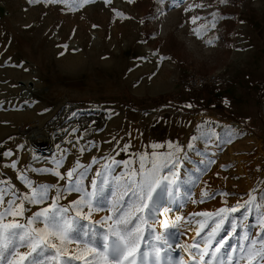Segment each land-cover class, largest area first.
Returning <instances> with one entry per match:
<instances>
[{
    "label": "rangeland",
    "instance_id": "obj_1",
    "mask_svg": "<svg viewBox=\"0 0 264 264\" xmlns=\"http://www.w3.org/2000/svg\"><path fill=\"white\" fill-rule=\"evenodd\" d=\"M77 4L0 0V181L26 192L18 179L23 172L35 183L57 184L63 191L64 180L34 170L56 168L60 161L59 171L65 173L79 162L89 167L83 185L90 190L103 165H111L113 174L125 170L113 159L135 161L141 153H163L174 142L185 147L180 192L190 212H214L257 197L261 207L249 205L250 212L229 215L236 225L230 242L244 244L248 226L258 225L264 212V0H164L158 7L155 0ZM212 13L218 14L215 28L209 23ZM193 17L200 19L193 24ZM201 25L208 26L203 39L192 31ZM190 74L217 78L210 92L192 91L182 85ZM29 92L33 101L21 98ZM164 95L178 107L156 106ZM74 105L101 109L82 122L79 114L73 125L68 117L54 122ZM214 106H223L235 120L218 115ZM193 108L204 110L188 111ZM38 120V143H28ZM155 144L165 147L152 149ZM204 190L230 195L199 203ZM80 195L65 192L59 203L68 206ZM44 206L31 205V211ZM108 214L95 212L92 219ZM141 251L149 252L150 264L149 248L142 244ZM164 251L170 264L185 260L173 247Z\"/></svg>",
    "mask_w": 264,
    "mask_h": 264
},
{
    "label": "snow or ice",
    "instance_id": "obj_2",
    "mask_svg": "<svg viewBox=\"0 0 264 264\" xmlns=\"http://www.w3.org/2000/svg\"><path fill=\"white\" fill-rule=\"evenodd\" d=\"M51 2L65 3L67 0ZM88 2L90 0H79L77 7ZM219 3L227 4L228 0H219ZM212 16L213 20L209 23L211 28H215L218 14L212 13ZM198 19L193 17L192 23L195 24ZM192 31L203 39L208 26L201 25ZM205 43L212 45L213 41ZM164 147L151 145L152 149ZM122 151H127V147ZM182 153H185V147L168 142L163 153H141L135 161L118 162L113 159V165L118 167L123 164L125 170L113 174L111 165H103L104 170L95 173L97 179L89 182L90 190L83 185L89 167L79 162L65 173L59 171L62 166L60 161L56 162V168L34 170L64 180L67 187L63 191L57 184L35 183L23 172L18 179L28 189L26 192L0 181L5 185L0 187V264H76L77 261L83 264H137L138 260L140 264H149L146 260L149 252L141 251L142 244L149 248L150 264H170V254L164 251L172 247L169 240L176 236L179 228L192 223L196 225L193 243L178 246L188 254L193 264H264V212L258 225L248 226L249 231L242 237L244 244L238 241L234 246L230 242L236 234V225L229 215L241 209L248 213L251 211L249 205L261 207L256 204V196L250 195L244 203L237 202L231 208L221 207L214 212L201 211L188 217L173 213L174 205L179 210L177 194L182 186L179 170L186 158ZM92 163L97 161L94 159ZM10 167L15 169L16 162ZM81 168L83 172L79 171ZM198 180L199 177L192 183ZM53 189L55 192L51 203H48ZM72 191L80 193V197L68 206L60 204L61 198H66L64 193ZM217 195L227 197L230 194L217 192L210 195L204 190L198 202L204 203L205 199H214ZM26 204L29 207L26 208ZM31 205L46 206L32 212ZM26 211L31 215L25 217ZM99 211L109 214L100 220H93V213ZM170 213H173L171 218ZM244 213L240 219L245 218ZM194 217L202 219L193 220ZM226 221L227 228L224 227ZM157 226L162 230L159 233ZM257 227L259 233L254 231ZM178 264L187 262L180 258Z\"/></svg>",
    "mask_w": 264,
    "mask_h": 264
},
{
    "label": "bare ground",
    "instance_id": "obj_3",
    "mask_svg": "<svg viewBox=\"0 0 264 264\" xmlns=\"http://www.w3.org/2000/svg\"><path fill=\"white\" fill-rule=\"evenodd\" d=\"M21 98L24 100H27V101H33L35 96L31 95V93L29 92L28 94H23V96H21ZM73 107L74 108H72V109H75V111L72 112V113H75L74 116L70 117L71 116L70 113L69 114L66 113L64 116V117H68L67 119L69 121V124H72V125L77 123V121L79 120V118L77 116L79 114L82 115V112L84 111L83 107H81L79 105H74ZM100 109L101 108H95V110L92 109L91 114H95V115L99 114ZM80 115H79V117H80ZM41 125H42V123L39 120L35 125H32L31 131H29L27 134L26 140L28 143H34L35 140H37V141L39 140V137L37 136L36 133H38L39 130L41 129V127H42ZM177 204L179 205L178 211L176 210V206L175 205L173 206V213L175 215H181L184 217H188L190 214H192V212H190V210H189V207H186L183 204L180 190H179V193L177 194ZM173 213L169 214V218H171ZM198 219H202V218H200V217H194L193 218V220H198ZM188 226L179 228L176 236L174 238L170 239L169 243L172 245V247L174 249V253H176V255L178 254L181 257H184L187 264H193V262L190 260V257L188 256V254L186 252H184V250L181 247L178 246V245H185V244L191 245V243H193V238L195 237V230L194 229H195L196 225H195V223H192L191 225H188ZM187 227H188V229H186ZM160 231H162V230L159 228V226H157V232L159 233ZM202 235H203V233H202ZM196 239L199 240L200 238L196 237ZM192 251H195V250L192 249Z\"/></svg>",
    "mask_w": 264,
    "mask_h": 264
},
{
    "label": "trees",
    "instance_id": "obj_4",
    "mask_svg": "<svg viewBox=\"0 0 264 264\" xmlns=\"http://www.w3.org/2000/svg\"><path fill=\"white\" fill-rule=\"evenodd\" d=\"M164 0H155V6L158 7V5L163 2ZM204 90L206 92H210L212 90V85H207L205 86ZM155 105L156 106H161V105H171L174 107H178L177 105L174 104V101L172 100L171 97L169 96H160L159 98H157L155 100ZM214 111H216L218 113V115L225 117L229 120H235L236 116L232 115L231 113H229L227 110H225V108L223 106H214V108H211ZM204 109H189L188 111L190 112H202Z\"/></svg>",
    "mask_w": 264,
    "mask_h": 264
},
{
    "label": "built area",
    "instance_id": "obj_5",
    "mask_svg": "<svg viewBox=\"0 0 264 264\" xmlns=\"http://www.w3.org/2000/svg\"><path fill=\"white\" fill-rule=\"evenodd\" d=\"M217 75L202 76L196 74H190L182 82V85L187 90L199 91L205 88L207 85H213L216 82Z\"/></svg>",
    "mask_w": 264,
    "mask_h": 264
},
{
    "label": "water",
    "instance_id": "obj_6",
    "mask_svg": "<svg viewBox=\"0 0 264 264\" xmlns=\"http://www.w3.org/2000/svg\"><path fill=\"white\" fill-rule=\"evenodd\" d=\"M83 109H84V111L82 112V115H81V118H80L81 122H82L84 119H86V118L94 117L93 114H91L92 109H90V108H83ZM74 111H75V109H71V111H69V112H64L62 115H59V116L55 119L54 122H57V120H59V119H61V118H65L64 116H65L66 113H67V114H69V113L71 114V113L74 112ZM52 124H53V123H52ZM34 142H35V143H38L37 140H35Z\"/></svg>",
    "mask_w": 264,
    "mask_h": 264
}]
</instances>
